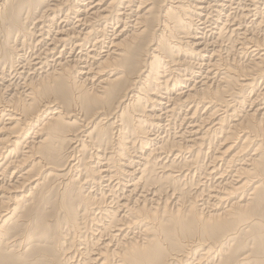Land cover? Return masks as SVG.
I'll return each instance as SVG.
<instances>
[{"label":"bare ground","instance_id":"bare-ground-1","mask_svg":"<svg viewBox=\"0 0 264 264\" xmlns=\"http://www.w3.org/2000/svg\"><path fill=\"white\" fill-rule=\"evenodd\" d=\"M259 3L0 0V264H264Z\"/></svg>","mask_w":264,"mask_h":264},{"label":"rangeland","instance_id":"rangeland-1","mask_svg":"<svg viewBox=\"0 0 264 264\" xmlns=\"http://www.w3.org/2000/svg\"><path fill=\"white\" fill-rule=\"evenodd\" d=\"M262 1L264 2V0H260V3H259V7H260V8H263V6H264V5H263L264 3H262Z\"/></svg>","mask_w":264,"mask_h":264}]
</instances>
